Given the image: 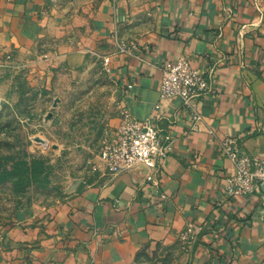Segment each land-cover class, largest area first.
Wrapping results in <instances>:
<instances>
[{
  "label": "crops",
  "instance_id": "crops-1",
  "mask_svg": "<svg viewBox=\"0 0 264 264\" xmlns=\"http://www.w3.org/2000/svg\"><path fill=\"white\" fill-rule=\"evenodd\" d=\"M180 57L210 82L197 122L177 98L157 108L160 66ZM95 59L121 107L170 135L159 185L149 166L113 174L97 155L69 198L0 228V264H264V184L228 197L219 149L235 137L264 156V0H0V65Z\"/></svg>",
  "mask_w": 264,
  "mask_h": 264
},
{
  "label": "rangeland",
  "instance_id": "rangeland-1",
  "mask_svg": "<svg viewBox=\"0 0 264 264\" xmlns=\"http://www.w3.org/2000/svg\"><path fill=\"white\" fill-rule=\"evenodd\" d=\"M107 77L97 59L0 65V228L59 205L93 170L121 111Z\"/></svg>",
  "mask_w": 264,
  "mask_h": 264
},
{
  "label": "built area",
  "instance_id": "built-area-1",
  "mask_svg": "<svg viewBox=\"0 0 264 264\" xmlns=\"http://www.w3.org/2000/svg\"><path fill=\"white\" fill-rule=\"evenodd\" d=\"M261 21L259 15L249 25L257 27ZM245 28L246 26H242L241 30ZM239 47H242L241 41ZM117 52L129 55L131 47L121 43ZM102 63L105 72L110 73V58H104ZM160 72L157 108L161 109L170 99L177 98L193 120L199 121L197 101L210 93L209 79L193 68L185 57L163 63ZM127 87L132 88L131 85ZM158 120V116L136 118L127 106L121 107L115 130L101 141L98 150V156L109 172L113 174L126 172L138 164H143L151 168L146 181L158 187L161 170L171 152V137L162 133L157 124ZM219 149L220 155L228 159L235 170L234 175L226 179V195L232 198L257 194L258 189L264 184V156L259 157L245 152L241 139L235 137L221 140ZM166 197L165 194H160L161 199ZM183 238L186 239L185 236Z\"/></svg>",
  "mask_w": 264,
  "mask_h": 264
}]
</instances>
